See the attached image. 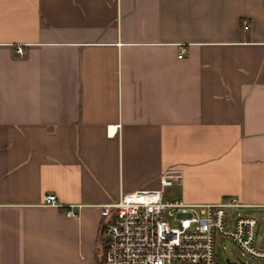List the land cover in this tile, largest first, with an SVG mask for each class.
I'll list each match as a JSON object with an SVG mask.
<instances>
[{
  "label": "crops",
  "instance_id": "1",
  "mask_svg": "<svg viewBox=\"0 0 264 264\" xmlns=\"http://www.w3.org/2000/svg\"><path fill=\"white\" fill-rule=\"evenodd\" d=\"M167 169L264 220V0H0V264H101Z\"/></svg>",
  "mask_w": 264,
  "mask_h": 264
},
{
  "label": "built area",
  "instance_id": "2",
  "mask_svg": "<svg viewBox=\"0 0 264 264\" xmlns=\"http://www.w3.org/2000/svg\"><path fill=\"white\" fill-rule=\"evenodd\" d=\"M184 51L182 46L178 57ZM179 180L178 170L167 169L158 178V188L120 192L100 205L101 264H222L215 257V237L231 240L242 254L264 259V248L255 243L257 218L232 212L243 203L234 197L187 202L165 196L164 189ZM43 203L64 205L53 193L45 194ZM72 205L63 208L68 216L77 215Z\"/></svg>",
  "mask_w": 264,
  "mask_h": 264
},
{
  "label": "rangeland",
  "instance_id": "3",
  "mask_svg": "<svg viewBox=\"0 0 264 264\" xmlns=\"http://www.w3.org/2000/svg\"><path fill=\"white\" fill-rule=\"evenodd\" d=\"M175 190L176 186L174 185L168 188V191L173 194H176ZM232 212H240L245 214L250 213L247 208L233 209ZM258 223L259 225L256 232L255 243L260 244V246L264 248V220H259ZM214 253L216 259L222 264H229L226 258H229L231 261H235L234 264H264V259H255L247 254H242L237 245L227 238L215 237Z\"/></svg>",
  "mask_w": 264,
  "mask_h": 264
},
{
  "label": "water",
  "instance_id": "4",
  "mask_svg": "<svg viewBox=\"0 0 264 264\" xmlns=\"http://www.w3.org/2000/svg\"><path fill=\"white\" fill-rule=\"evenodd\" d=\"M230 264H232L233 262H229Z\"/></svg>",
  "mask_w": 264,
  "mask_h": 264
}]
</instances>
